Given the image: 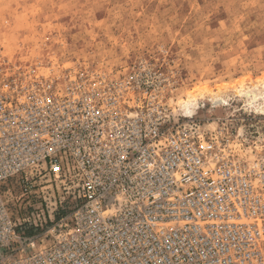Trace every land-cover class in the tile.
I'll use <instances>...</instances> for the list:
<instances>
[{
    "label": "built area",
    "instance_id": "1",
    "mask_svg": "<svg viewBox=\"0 0 264 264\" xmlns=\"http://www.w3.org/2000/svg\"><path fill=\"white\" fill-rule=\"evenodd\" d=\"M167 71L33 75L0 51V264H264V150L171 113Z\"/></svg>",
    "mask_w": 264,
    "mask_h": 264
},
{
    "label": "rangeland",
    "instance_id": "2",
    "mask_svg": "<svg viewBox=\"0 0 264 264\" xmlns=\"http://www.w3.org/2000/svg\"><path fill=\"white\" fill-rule=\"evenodd\" d=\"M0 51L33 75L119 74L147 59L174 81L171 113L240 156L264 150L263 98L244 94L264 88V0H0ZM193 99L187 117L181 105Z\"/></svg>",
    "mask_w": 264,
    "mask_h": 264
},
{
    "label": "bare ground",
    "instance_id": "3",
    "mask_svg": "<svg viewBox=\"0 0 264 264\" xmlns=\"http://www.w3.org/2000/svg\"><path fill=\"white\" fill-rule=\"evenodd\" d=\"M244 94L247 96H251L252 99H257L259 96H261L264 101V88L262 87L258 88L257 92L254 90H246ZM212 100L214 101L215 104L221 103L226 101V97L224 96V94L219 93L218 95L214 96ZM195 106H196V101L194 99L183 102L181 107L184 112V115L187 117L191 116L194 113Z\"/></svg>",
    "mask_w": 264,
    "mask_h": 264
}]
</instances>
